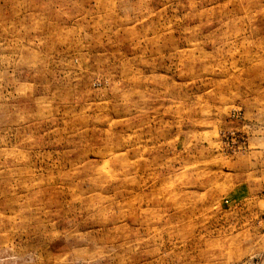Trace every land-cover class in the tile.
<instances>
[{
	"label": "rangeland",
	"instance_id": "1",
	"mask_svg": "<svg viewBox=\"0 0 264 264\" xmlns=\"http://www.w3.org/2000/svg\"><path fill=\"white\" fill-rule=\"evenodd\" d=\"M0 264H264V0H0Z\"/></svg>",
	"mask_w": 264,
	"mask_h": 264
}]
</instances>
